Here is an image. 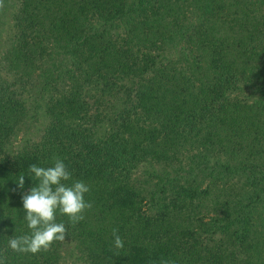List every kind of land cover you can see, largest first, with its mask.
I'll return each instance as SVG.
<instances>
[{
	"label": "trees",
	"instance_id": "trees-1",
	"mask_svg": "<svg viewBox=\"0 0 264 264\" xmlns=\"http://www.w3.org/2000/svg\"><path fill=\"white\" fill-rule=\"evenodd\" d=\"M14 1L6 67L30 88L40 81L49 125L43 158L2 155L7 122L24 103L13 82H0V199L17 206L0 215L5 264H62L60 242L37 254L8 247L30 233L22 195L37 182L29 166L50 167L53 157L72 173L63 183L90 187L82 221L56 217L65 239L84 244V264L131 261L122 249L120 261L109 259L113 229L148 248L134 250L136 264H264V0H195L200 19L189 33L175 20L186 0ZM215 22L229 34L216 35ZM176 45L181 70L160 60ZM134 77L135 86L120 82ZM132 110L148 126L130 119ZM158 160L174 161L171 174L150 172L143 181L155 177L152 189L132 187L133 170Z\"/></svg>",
	"mask_w": 264,
	"mask_h": 264
},
{
	"label": "rangeland",
	"instance_id": "rangeland-1",
	"mask_svg": "<svg viewBox=\"0 0 264 264\" xmlns=\"http://www.w3.org/2000/svg\"><path fill=\"white\" fill-rule=\"evenodd\" d=\"M194 1L195 0H186L185 5H183L182 7V10H185L184 14L181 15L179 12V15L176 16L177 18L175 20L178 21V25L181 26V31H180L181 33L192 32L195 26H198V22L200 19L199 17L200 12L196 10L197 7L196 4L193 3ZM216 2L222 4L224 0H216ZM14 5H15L14 0H7V1L3 0V7L0 8V82L6 81L9 84L13 82L14 85H12L11 88L13 89L14 93H16V95L19 97L21 104L23 103L24 104L22 105L23 110L20 113V115H17L16 118L14 116L13 119L10 121V123L7 122L9 126V133H8L9 135L8 137L5 138V141L3 142L2 155H6L11 159L15 157L22 159V158H28L27 152L36 151L41 155V158H43L42 157L43 147L41 143L43 141V134L45 133L44 128L49 125L48 124L49 118L44 116L43 114L44 101L38 97V93L40 92V84H39L40 81L39 83H37V85L34 88H30L28 85L23 84L20 81L18 82L15 79V77L12 76L13 73H10L6 67L5 55L7 53V50L9 49L10 44L13 43V30L11 27L10 19H11V13L14 11ZM224 9L225 8H222V10ZM214 28L220 31L219 33H216V35H221L222 37L229 34L228 32L222 30V27H220L217 24V22H215ZM261 30L264 32V27ZM174 39L176 38L174 37ZM178 52H179L178 45H176L175 49L166 50L165 52H162L160 60H163L162 63L164 64L169 61L170 66L168 67H172V68L175 67L177 70H181V65L176 64L178 61L176 57ZM37 72L38 71H35V73ZM120 82H122L123 84L125 83L128 87H130L137 85L138 80L137 78L134 77L130 81L125 79ZM92 95L93 92H91L89 95H86V97L93 101V97L91 98ZM107 99L115 102L114 98L111 99V97H108ZM120 107L126 108L125 111H128L130 104L129 102H126V104L123 103L122 106H119V108ZM87 112L88 114L89 113L93 114L95 113V109L89 108ZM109 113L111 116L112 112ZM103 114L106 115L108 113L103 112ZM130 119L138 121L139 125H144L145 127L148 126V124L144 121V116L138 111L134 112L132 110L130 114ZM94 135L98 136L99 134H94ZM171 149H173V147ZM159 160L151 164L143 163L142 165H139L136 168V170H133L132 178L135 177L137 181L131 179L132 182L130 183L131 186L134 188H137L139 186L145 190H150L153 188V184L156 181V179H154L155 178L154 177L148 180L147 182H144L143 180H146V178L144 177L146 176V174L150 172H152L153 174L155 173L162 174L164 173V171L171 174L170 168H172V166L174 165V161L165 162L163 160L161 161ZM221 160L225 162V156L223 154L221 155ZM253 163H257L256 159L255 161H253ZM194 173L197 174L198 178H202L201 172H194ZM242 180L243 178H237L236 181L240 183ZM223 181L227 182L230 185H235L233 184L234 181H230V180H223ZM7 200H9L8 197L0 199V215H3L6 211L9 210L11 211L15 207V206H6ZM16 208L17 206L15 207V209ZM131 234L132 233L127 234V236H130ZM122 240L124 243V246L122 248L123 250L122 257L123 258L125 256L129 257L131 255V261L128 264H136V262L134 261L135 256H132L134 250H136V252L140 250L146 252L148 248H143L140 242H131V240H129V237H127L126 240L122 238ZM93 241L94 240H92L91 243ZM83 246L84 244L78 243L77 241L71 240L70 238L65 239L63 242H60L57 251L58 257L56 256L58 259H56V261L57 262L62 261V264H84L81 254L79 252V248H82ZM0 248H5V245L1 244ZM106 248L108 249V251L114 254V256L110 257L109 259L111 260L118 259L120 261V257L118 253L121 251V249L115 248L114 238L110 239L107 242Z\"/></svg>",
	"mask_w": 264,
	"mask_h": 264
},
{
	"label": "clouds",
	"instance_id": "clouds-1",
	"mask_svg": "<svg viewBox=\"0 0 264 264\" xmlns=\"http://www.w3.org/2000/svg\"><path fill=\"white\" fill-rule=\"evenodd\" d=\"M3 0H0V8ZM29 172L34 174L37 182L28 192L22 195V206L26 226L29 234L9 239L8 247L19 253L37 254L47 251L55 242H63L67 229L63 222H57V214L67 216L69 222L75 226L85 218V213L92 208V203L85 200V194L90 187L83 181H72L71 185L63 183L72 179V173L58 157H53V165L39 167L29 166ZM24 175L19 176L17 186L23 188ZM114 246L122 249L124 246L118 230L113 229ZM0 264L5 259L0 258ZM160 264H174L171 260L161 259Z\"/></svg>",
	"mask_w": 264,
	"mask_h": 264
}]
</instances>
